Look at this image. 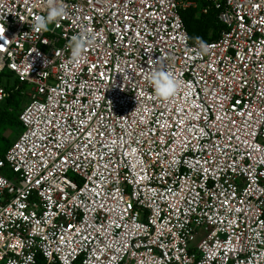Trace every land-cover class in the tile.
Returning <instances> with one entry per match:
<instances>
[{
    "label": "built area",
    "instance_id": "built-area-1",
    "mask_svg": "<svg viewBox=\"0 0 264 264\" xmlns=\"http://www.w3.org/2000/svg\"><path fill=\"white\" fill-rule=\"evenodd\" d=\"M207 2L225 28L200 52L193 1L58 0L37 32L46 0H0V110L29 97L0 154V264H264V0Z\"/></svg>",
    "mask_w": 264,
    "mask_h": 264
},
{
    "label": "trees",
    "instance_id": "trees-1",
    "mask_svg": "<svg viewBox=\"0 0 264 264\" xmlns=\"http://www.w3.org/2000/svg\"><path fill=\"white\" fill-rule=\"evenodd\" d=\"M197 4L190 5L181 10V15L185 27L190 35L191 41H195V37H200L204 42L213 41L219 38L221 31L225 28L224 24L219 20L217 10L207 0H189ZM209 6L207 13L201 10L205 6ZM10 82V81H9ZM7 88L12 89L17 85H10ZM26 94V85H20L19 90H15L11 97L7 100L4 107L0 110V154H4L13 142H9L4 135L7 129H21L22 124L19 120V114L16 111L22 107L24 95ZM22 132V131H21Z\"/></svg>",
    "mask_w": 264,
    "mask_h": 264
},
{
    "label": "clouds",
    "instance_id": "clouds-1",
    "mask_svg": "<svg viewBox=\"0 0 264 264\" xmlns=\"http://www.w3.org/2000/svg\"><path fill=\"white\" fill-rule=\"evenodd\" d=\"M48 5L47 16H37L35 23L32 25L34 31L46 32L48 25L53 22H58L61 17H64L66 9L58 0H46ZM2 30V29H0ZM0 39L5 40L7 44L8 39L3 35V30L0 31ZM200 52H207L208 46L200 37L194 38ZM94 42V37L87 31L82 30L77 35L71 37L68 47L71 49V58L73 62L83 61L85 59V52L87 48ZM150 82L154 88V93L159 98H169L174 95L176 90L181 86L180 82L169 72L163 68L153 70L150 75Z\"/></svg>",
    "mask_w": 264,
    "mask_h": 264
},
{
    "label": "rangeland",
    "instance_id": "rangeland-1",
    "mask_svg": "<svg viewBox=\"0 0 264 264\" xmlns=\"http://www.w3.org/2000/svg\"><path fill=\"white\" fill-rule=\"evenodd\" d=\"M24 96L25 97L23 99L22 107L16 111V114H19V112L22 111L23 107L29 102V97H28L27 93ZM21 131H22L21 129H7L4 133V135L6 136L8 141L11 143V142H14L17 140Z\"/></svg>",
    "mask_w": 264,
    "mask_h": 264
},
{
    "label": "snow or ice",
    "instance_id": "snow-or-ice-1",
    "mask_svg": "<svg viewBox=\"0 0 264 264\" xmlns=\"http://www.w3.org/2000/svg\"><path fill=\"white\" fill-rule=\"evenodd\" d=\"M0 31H2V30H0Z\"/></svg>",
    "mask_w": 264,
    "mask_h": 264
}]
</instances>
